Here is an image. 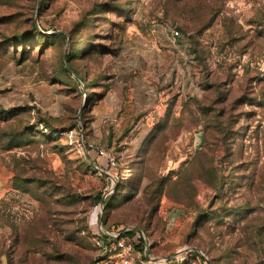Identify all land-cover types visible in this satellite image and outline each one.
<instances>
[{
	"label": "rangeland",
	"instance_id": "374dc122",
	"mask_svg": "<svg viewBox=\"0 0 264 264\" xmlns=\"http://www.w3.org/2000/svg\"><path fill=\"white\" fill-rule=\"evenodd\" d=\"M127 227L264 264V0H0V264H121Z\"/></svg>",
	"mask_w": 264,
	"mask_h": 264
},
{
	"label": "built area",
	"instance_id": "2783aa9c",
	"mask_svg": "<svg viewBox=\"0 0 264 264\" xmlns=\"http://www.w3.org/2000/svg\"><path fill=\"white\" fill-rule=\"evenodd\" d=\"M180 31L175 30L174 35H179ZM99 153L105 156L108 159V163L111 167H115L117 165L116 158L106 153L104 149H98ZM107 196V194H106ZM102 225V224H101ZM132 227H127L122 230H112L100 232L99 234L104 238L99 240L101 247L107 252H114L119 255L121 264H164L166 263V258H160L158 261L154 260L151 256L147 255V243L144 244V252L146 255V259H141L139 262L136 259L135 254V243L134 239L125 236L124 234L127 231L132 230ZM105 234V235H102ZM142 235H144L142 233Z\"/></svg>",
	"mask_w": 264,
	"mask_h": 264
},
{
	"label": "trees",
	"instance_id": "16d2710c",
	"mask_svg": "<svg viewBox=\"0 0 264 264\" xmlns=\"http://www.w3.org/2000/svg\"><path fill=\"white\" fill-rule=\"evenodd\" d=\"M33 25H34V29H35L33 35H35L36 32H37V28H36V24H35V23H34ZM29 33H30V32H25V33H23V34L15 35V36H13L12 38H9L8 41H11V42L13 41V43H15V42H17V41H27V39L30 38ZM31 35H32V34H31ZM14 45H15V44H14ZM195 51L197 52V50H195ZM67 57H68V59H71L72 55L68 54ZM15 110H16L15 108H12V109H9V110H7V111H3L2 113H3V115H5V114L9 115V114H13ZM7 115H6V116H7ZM27 134H28V131L25 132L24 134L20 135V136L15 135V136L13 137V139H14V140L20 139V138L24 137V136L27 135ZM20 180H21V179H20L19 177L16 178V180H15V183H16V185H17L16 187H21V186H23V185H26L25 183L21 182ZM34 181H35V182H34ZM33 183H34V186H31L32 184H27L28 187H29V185H30L32 189H35V192L37 193V195H38L39 197H41V198L45 197V196L47 195V190L42 189V188L44 187V185H42V184L40 183L39 180H33ZM101 199H103V198H102V195L98 196L97 201H100ZM108 199H109V196L105 199L104 204H106V203L108 202ZM102 221L104 222L103 218H102ZM108 229H109V228H108ZM115 230H117V229H115ZM91 232H92V231H91ZM135 232H136V231H135L134 229H132V230H130V231H127L124 235H125V236H128V237H130V238H134ZM92 233H93V236H94L97 240H102V239H104V238H103V237H102L97 231H96V232H92ZM134 243H135V248H136V249L139 248V249L143 250V252L145 251V250H144V249H145V248H144V241H143V239H142L141 236H139V240H137V241L134 240ZM143 257H144V259H146V255H144Z\"/></svg>",
	"mask_w": 264,
	"mask_h": 264
},
{
	"label": "water",
	"instance_id": "95a60500",
	"mask_svg": "<svg viewBox=\"0 0 264 264\" xmlns=\"http://www.w3.org/2000/svg\"><path fill=\"white\" fill-rule=\"evenodd\" d=\"M106 196V195H105ZM105 196H104V198H105ZM104 198L102 199V203H103V200H104ZM102 223V222H101ZM160 258H154V260H156V261H158Z\"/></svg>",
	"mask_w": 264,
	"mask_h": 264
}]
</instances>
